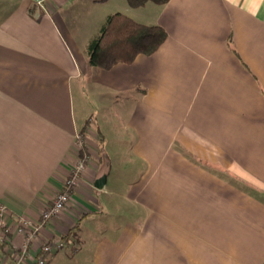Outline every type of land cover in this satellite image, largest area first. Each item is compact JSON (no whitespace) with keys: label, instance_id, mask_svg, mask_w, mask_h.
Returning a JSON list of instances; mask_svg holds the SVG:
<instances>
[{"label":"crops","instance_id":"1","mask_svg":"<svg viewBox=\"0 0 264 264\" xmlns=\"http://www.w3.org/2000/svg\"><path fill=\"white\" fill-rule=\"evenodd\" d=\"M71 1L0 0V264H264V0H86L108 8L90 36L112 12L167 34L109 70ZM74 90L99 119H76ZM82 128L69 202L26 242L19 219L63 191Z\"/></svg>","mask_w":264,"mask_h":264},{"label":"trees","instance_id":"2","mask_svg":"<svg viewBox=\"0 0 264 264\" xmlns=\"http://www.w3.org/2000/svg\"><path fill=\"white\" fill-rule=\"evenodd\" d=\"M168 1L126 0L131 8L142 7L147 3L162 6ZM166 37V32L159 25L142 24L124 13L114 12L105 17L97 33L88 39L84 53L90 65L109 70L119 63L131 64L140 54L147 56L153 54ZM83 130L84 128L80 130V135ZM77 153L79 160L84 163L87 158V145L84 143V138ZM71 187L65 185L63 191L69 193Z\"/></svg>","mask_w":264,"mask_h":264},{"label":"built area","instance_id":"3","mask_svg":"<svg viewBox=\"0 0 264 264\" xmlns=\"http://www.w3.org/2000/svg\"><path fill=\"white\" fill-rule=\"evenodd\" d=\"M77 145L78 148L81 144V135H77ZM83 168V162L78 161V163L75 165L74 169L72 170V173L68 176V178L65 181V185L73 186L75 184V179L77 177V174L82 170ZM69 202V195L66 191L59 192L53 200L46 205V207L39 213V218L36 221H29L24 218L19 219V224L17 231L20 233L26 232V242L29 241L33 235L39 231H41L43 227V223L50 221L54 219L68 204ZM9 212L8 209L0 204V226L3 229L0 233V242L7 244L9 243L8 238V226L6 224V218L8 217ZM7 227V228H6ZM26 245V244H25ZM25 245L22 246V253L21 255H24L25 252ZM63 247V243L60 240L57 241H48L42 244L41 249L44 253L50 254V252L53 249H60ZM36 264H44V259L40 258Z\"/></svg>","mask_w":264,"mask_h":264},{"label":"rangeland","instance_id":"4","mask_svg":"<svg viewBox=\"0 0 264 264\" xmlns=\"http://www.w3.org/2000/svg\"><path fill=\"white\" fill-rule=\"evenodd\" d=\"M71 2L72 3L69 9L70 11L71 10L75 11L76 9H79V15L77 16L76 23L75 22L74 23H75V26H77L78 29L80 30L79 34H77V39L78 41H83L84 39H86L93 33L92 28H91L92 23L90 24V26L88 24L90 18L92 17L95 19L98 18V15L102 13V10L106 12L108 11V8H107V5H101V4H96L94 5V7L89 6V3H86V0H73ZM99 3H102V2H99ZM101 6H104V7H101ZM78 94H79L78 91L74 90V109H75L74 112H75L76 119L80 121L81 115L83 113L87 114L88 117L92 118V120H90L91 122H93L95 118L99 119V117H97L98 112H99L98 107L94 104V102L85 101V103L82 104L81 103L82 97H80ZM92 130L96 132L95 128H93ZM107 137L110 138L111 135L108 134ZM83 138H84V135L82 134L81 139L83 140ZM84 143L86 144L85 138H84ZM109 146H112V144Z\"/></svg>","mask_w":264,"mask_h":264}]
</instances>
